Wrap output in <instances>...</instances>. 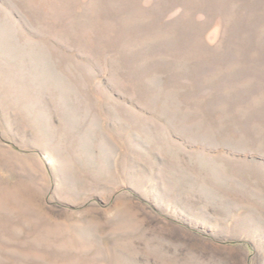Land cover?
<instances>
[{"label":"rangeland","instance_id":"374dc122","mask_svg":"<svg viewBox=\"0 0 264 264\" xmlns=\"http://www.w3.org/2000/svg\"><path fill=\"white\" fill-rule=\"evenodd\" d=\"M0 264H264V0H0Z\"/></svg>","mask_w":264,"mask_h":264}]
</instances>
